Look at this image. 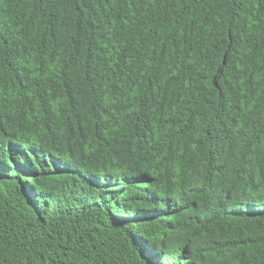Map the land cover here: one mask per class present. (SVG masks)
<instances>
[{"label":"trees","instance_id":"trees-1","mask_svg":"<svg viewBox=\"0 0 264 264\" xmlns=\"http://www.w3.org/2000/svg\"><path fill=\"white\" fill-rule=\"evenodd\" d=\"M0 264H264V0H0Z\"/></svg>","mask_w":264,"mask_h":264}]
</instances>
